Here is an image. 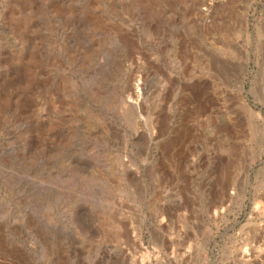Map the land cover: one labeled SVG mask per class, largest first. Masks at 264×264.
I'll return each instance as SVG.
<instances>
[{"label":"rangeland","instance_id":"1","mask_svg":"<svg viewBox=\"0 0 264 264\" xmlns=\"http://www.w3.org/2000/svg\"><path fill=\"white\" fill-rule=\"evenodd\" d=\"M0 264H264V0H0Z\"/></svg>","mask_w":264,"mask_h":264},{"label":"bare ground","instance_id":"2","mask_svg":"<svg viewBox=\"0 0 264 264\" xmlns=\"http://www.w3.org/2000/svg\"><path fill=\"white\" fill-rule=\"evenodd\" d=\"M138 92H140V91H138ZM139 94V93H138ZM138 96V95H137ZM140 96V95H139ZM256 248V247H255ZM252 253V254H251ZM251 255H252V257H255L256 256V249H254V248H252V250H251Z\"/></svg>","mask_w":264,"mask_h":264}]
</instances>
